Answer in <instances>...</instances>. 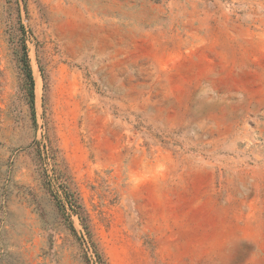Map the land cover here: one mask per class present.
Here are the masks:
<instances>
[{"label":"rangeland","instance_id":"rangeland-1","mask_svg":"<svg viewBox=\"0 0 264 264\" xmlns=\"http://www.w3.org/2000/svg\"><path fill=\"white\" fill-rule=\"evenodd\" d=\"M0 264H264V0H0Z\"/></svg>","mask_w":264,"mask_h":264},{"label":"trees","instance_id":"trees-1","mask_svg":"<svg viewBox=\"0 0 264 264\" xmlns=\"http://www.w3.org/2000/svg\"><path fill=\"white\" fill-rule=\"evenodd\" d=\"M23 66H24V72H25V79L28 81L29 84V95L32 97V78H31V73L29 70V65L27 64L26 60L23 59Z\"/></svg>","mask_w":264,"mask_h":264},{"label":"bare ground","instance_id":"bare-ground-1","mask_svg":"<svg viewBox=\"0 0 264 264\" xmlns=\"http://www.w3.org/2000/svg\"><path fill=\"white\" fill-rule=\"evenodd\" d=\"M38 79V78H37ZM38 83H39V79H38ZM39 91V90H38Z\"/></svg>","mask_w":264,"mask_h":264}]
</instances>
